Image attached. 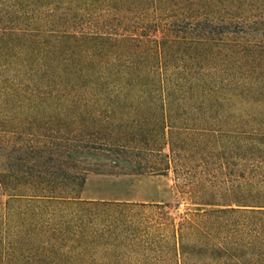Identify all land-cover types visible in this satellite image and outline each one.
I'll return each mask as SVG.
<instances>
[{
    "label": "trees",
    "instance_id": "obj_1",
    "mask_svg": "<svg viewBox=\"0 0 264 264\" xmlns=\"http://www.w3.org/2000/svg\"><path fill=\"white\" fill-rule=\"evenodd\" d=\"M171 170L178 221L80 196ZM0 264H264V0H0Z\"/></svg>",
    "mask_w": 264,
    "mask_h": 264
},
{
    "label": "rangeland",
    "instance_id": "obj_2",
    "mask_svg": "<svg viewBox=\"0 0 264 264\" xmlns=\"http://www.w3.org/2000/svg\"><path fill=\"white\" fill-rule=\"evenodd\" d=\"M200 9V8H199ZM219 11V13H223L222 15L227 13V10H223V8H216V9H208L206 13H213ZM200 12V10H199ZM194 11L192 14L189 13L184 17L179 19V23L182 24L183 21L187 20L191 21V18H194L196 15H200V13ZM205 12V10L203 11ZM196 13V14H195ZM195 14V16H194ZM252 16L255 14L254 11L251 12ZM192 15V16H191ZM239 15V14H238ZM226 16V15H224ZM159 18H163L165 22L168 23L169 21H173L174 18L160 16ZM158 18V19H159ZM218 17L214 18L216 21ZM220 21V20H219ZM52 128H56L55 126ZM24 128L18 129L16 133L14 132V139H15V146L21 147L23 145L24 140H22ZM28 132L29 134V145L30 150L33 147L35 141L41 140L34 136L35 134L30 129ZM49 133L53 134L54 136H59V132L52 130ZM65 137L66 131L64 129V145H65ZM34 141V142H33ZM220 151L223 148V136L219 137L218 139V146ZM166 152H169V147H165ZM32 153H28V158L32 161L31 156ZM16 159L21 158L20 152H16ZM65 160V159H64ZM41 164H44L45 167H53L55 170V174L61 173L63 170L61 163L57 161H50L47 159H42ZM222 167V161L217 162V166L215 165V161H213V168L217 171H220ZM51 168L50 170H53ZM49 169V168H48ZM65 169V167H64ZM49 170V171H50ZM212 178V177H211ZM58 179V178H56ZM217 186H225L224 178H221V174L219 179H216ZM81 198L83 199H93V200H106V201H114V202H135V203H159L164 204L167 202L172 203L173 205V212L172 215L176 218V220H180V218L192 208L196 206L192 203L188 193L182 192L181 182L177 180L176 174L171 170L165 174H153V173H146L141 175L136 174H90L87 177L86 183L84 185L83 191L80 194ZM144 216L140 213L137 214V218H143ZM158 213H155L153 218H157ZM143 229V228H142ZM140 233V232H139ZM134 241V240H133ZM130 242V241H128ZM138 242V241H137Z\"/></svg>",
    "mask_w": 264,
    "mask_h": 264
}]
</instances>
